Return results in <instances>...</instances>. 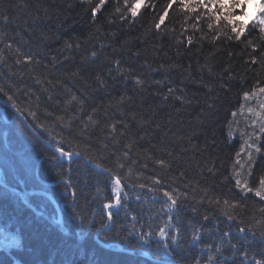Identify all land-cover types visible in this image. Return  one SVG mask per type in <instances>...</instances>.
Wrapping results in <instances>:
<instances>
[{"label": "trees", "instance_id": "1", "mask_svg": "<svg viewBox=\"0 0 264 264\" xmlns=\"http://www.w3.org/2000/svg\"><path fill=\"white\" fill-rule=\"evenodd\" d=\"M204 2L143 0L133 16L137 0H0V96L57 148L107 171L61 160L0 119L5 151L36 150L35 174L52 185L4 194L0 264H164L141 249L189 264H264V199L235 184L256 188L264 176L254 115L264 94L244 96L264 87V33L251 21L237 40L226 13L217 22L218 4ZM5 115L17 113L0 102ZM116 177L123 191L107 228ZM164 192L178 195L174 207Z\"/></svg>", "mask_w": 264, "mask_h": 264}, {"label": "snow or ice", "instance_id": "2", "mask_svg": "<svg viewBox=\"0 0 264 264\" xmlns=\"http://www.w3.org/2000/svg\"><path fill=\"white\" fill-rule=\"evenodd\" d=\"M183 3L184 0H181ZM101 3H103V0H101ZM143 3V0H137L136 5L132 8V15H136V10L140 6V4ZM199 3L203 5L206 9L208 8V4H205L204 0H199ZM209 3L215 7L217 4L220 9L219 14H215L216 21L219 22L221 19V14L226 13L222 16L223 20L226 21L228 25L231 26V32L235 35V38L239 40L245 33V30L247 29V26L250 21H254L253 28H258L260 33H264V3L261 2V0H209ZM171 5H169L170 7ZM237 10H239V14H236ZM195 11V9H193ZM257 12L260 13V15H257ZM166 14V13H165ZM161 23L163 22V17L160 18ZM159 27V24L157 25ZM209 28H212V25H208ZM190 42V41H189ZM251 43V41H249ZM256 61L253 60V63ZM259 92L260 94H264V87H259L256 89V91L252 93H245V99H248L249 96H255L256 93ZM9 101H12V97H8ZM13 107H16L15 103L12 104ZM260 111L255 112L254 115L259 118V127L260 132L264 134V116L261 115V113H264V102L260 103L259 105ZM19 111V109H17ZM252 111L251 109L249 110ZM34 115V114H33ZM235 115V113H233ZM255 124V121L253 122ZM231 135V133H230ZM253 136H255V132L252 133ZM250 148H254L255 151L259 152L260 149L256 148L255 145L250 144ZM243 150V149H242ZM57 151L60 153L61 157H67L69 160L71 159L73 153L64 151L63 148H57ZM239 155L240 153H237V164L240 163L239 161ZM248 159L251 161V152L248 153ZM161 164H163V161H160ZM97 167H100V165H97ZM241 168L244 167L243 164L240 165ZM250 173V168H249ZM240 173L237 172L236 176H239ZM235 184L238 188L245 192H254V194L257 197H261L264 199V176H262L259 179L258 187L252 188L247 185V183H241L240 179L235 180ZM113 190L115 192V203H109L106 204V208H113L115 206H118L120 204V196H121V183L120 178L116 177L113 182ZM164 196L167 197L169 203V207L172 208L176 205L177 200L172 196L169 192H164ZM225 204H228V201L224 202ZM108 219L111 220L112 213L108 212L107 214ZM232 217L229 216V219ZM243 231V229H241ZM148 235H151V233H148ZM161 237H166V233L163 229L160 231ZM194 239H198V237L194 236ZM165 248H167V244L164 245ZM256 264H261V261H257Z\"/></svg>", "mask_w": 264, "mask_h": 264}, {"label": "rangeland", "instance_id": "3", "mask_svg": "<svg viewBox=\"0 0 264 264\" xmlns=\"http://www.w3.org/2000/svg\"><path fill=\"white\" fill-rule=\"evenodd\" d=\"M259 14V12H257V15ZM6 102V99H4ZM1 102V101H0ZM2 103V102H1ZM3 106L15 111L13 108H11L12 104H3ZM17 109H19L17 106L15 107ZM20 112H22L19 109ZM17 112V111H16ZM19 114L17 112V116L13 119H9L8 116H3L0 117V119L6 120L7 122L10 123V127L12 125V130H16L17 132L20 133V136L22 139H27V141H29L30 144L33 145H38V144H43L44 146L48 147L47 145H45L44 143H42L38 137L34 134V131L36 133H38L39 136L42 137L41 134H39L38 130L33 127L32 129L28 128L27 125L19 118ZM26 117V116H25ZM27 119V117H26ZM28 121V119H27ZM29 122V121H28ZM3 126L0 124V175L4 176L5 180L3 181L2 177L0 176V183H4L6 187H1L0 188V201L3 200L1 199L3 194H11L15 197V199H21L22 197L16 193V185H19V183L21 182L26 190L32 191L35 188L40 189V191H42V189H44V191H48L50 192V188H52V185H47V184H43L41 181H39L38 177L35 174L36 171V165L38 162L37 156L35 154H37L36 150H29V149H25L23 152L16 150L15 154H12V152H7L5 151L4 147L1 145L2 144V140L6 137V134L3 130ZM43 138V137H42ZM45 141L50 142L49 140H47L45 137L43 138ZM51 143V142H50ZM255 145V147L257 146V143L254 141H249L248 145ZM49 148V147H48ZM55 153L58 154L59 158L62 160L63 158L60 157V153L57 151H55ZM56 154V155H57ZM80 158H83L87 163L88 161L86 160V158L81 155L80 153H78ZM72 158V157H71ZM68 159V158H67ZM73 159V158H72ZM89 164V163H88ZM102 171H105V169H101ZM19 181V182H18ZM10 182H13V186L11 188V186L8 184ZM4 195V196H5ZM23 195V194H21ZM173 197H175L176 199L178 198L177 194H172ZM25 197V195H24ZM121 197V196H120ZM26 200V197H25ZM30 201L31 197H30ZM1 206V204H0ZM69 222V221H68ZM5 227L8 229L11 228V222H6ZM6 236H4L3 243L6 245H10L11 241H9L8 239V235H13L12 232H10L9 230H7L6 232ZM244 235V233L242 234ZM13 238V236H12ZM165 239V237H163ZM16 239H14V245L17 244ZM13 242V241H12ZM150 252V251H148ZM150 254V253H149ZM181 262V261H180ZM182 264H185L184 262H181ZM197 264V263H195ZM200 264V263H198Z\"/></svg>", "mask_w": 264, "mask_h": 264}, {"label": "water", "instance_id": "4", "mask_svg": "<svg viewBox=\"0 0 264 264\" xmlns=\"http://www.w3.org/2000/svg\"><path fill=\"white\" fill-rule=\"evenodd\" d=\"M0 101H1L3 104H8V103L5 102V100L2 99L1 97H0ZM11 108H13L15 111H17V108H15V107H13V106H11ZM17 112H18V114L20 115L19 117H20L21 120L27 125V127L30 128V129H32L31 124L27 121L25 115L22 114L20 111H17ZM32 130H33V129H32ZM33 131H34V130H33ZM34 134L38 137V139H39L42 143H44V144L47 145L50 149H52V150H54V151L57 152V147H56V146H54V145L51 144L50 142L45 141V140H44L41 136H39L38 133H36L35 131H34ZM77 156H78V154L73 153L72 158L77 157ZM89 164H90L93 168L98 169L97 166H96L95 164H93L92 162H89ZM98 170H100V169H98ZM100 171H101V170H100ZM108 209H109V208H106V207H105V210H108ZM110 221L112 222V218H111ZM120 249H121V250H125V251H127V252L130 251V250H126V249H124V248H122V247H120ZM154 260H157V259H154ZM166 262H167V264H182V263H179V262H177V261L175 262V261H169V260H167Z\"/></svg>", "mask_w": 264, "mask_h": 264}, {"label": "bare ground", "instance_id": "5", "mask_svg": "<svg viewBox=\"0 0 264 264\" xmlns=\"http://www.w3.org/2000/svg\"><path fill=\"white\" fill-rule=\"evenodd\" d=\"M52 150V149H51ZM54 153H55V151L54 150H52ZM71 153H76V154H78L79 152H71ZM57 154V153H56ZM60 155V154H59ZM57 156H58V154H57ZM79 156V155H78ZM59 157V156H58ZM61 157V156H60ZM80 157H82V156H80ZM61 158H63L62 160H69V159H67V157H61ZM76 158V157H75ZM74 158V159H75ZM70 160H73L72 158L70 159ZM121 183V182H120ZM258 185V183L256 184V186ZM123 188V187H122ZM5 197H4V194L2 195V197H1V199H4ZM175 198V197H174ZM105 227H103V229H104ZM112 246H114V243L112 244ZM56 250H62V249H67V245H63V246H56V247H54ZM39 256V255H38ZM38 259H40V257H37ZM164 261H162L164 264H167V262H166V259H163ZM42 264H47L46 262H44V263H42Z\"/></svg>", "mask_w": 264, "mask_h": 264}]
</instances>
